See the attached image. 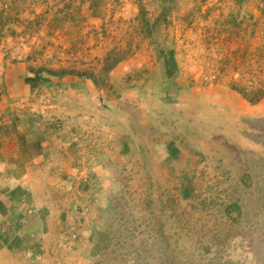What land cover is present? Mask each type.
Returning a JSON list of instances; mask_svg holds the SVG:
<instances>
[{
    "label": "rangeland",
    "instance_id": "rangeland-1",
    "mask_svg": "<svg viewBox=\"0 0 264 264\" xmlns=\"http://www.w3.org/2000/svg\"><path fill=\"white\" fill-rule=\"evenodd\" d=\"M0 264H264V0H0Z\"/></svg>",
    "mask_w": 264,
    "mask_h": 264
},
{
    "label": "trees",
    "instance_id": "trees-1",
    "mask_svg": "<svg viewBox=\"0 0 264 264\" xmlns=\"http://www.w3.org/2000/svg\"><path fill=\"white\" fill-rule=\"evenodd\" d=\"M27 80H29V79H27ZM257 101H258V99H256V100H250V99H249V103H250V104H255Z\"/></svg>",
    "mask_w": 264,
    "mask_h": 264
}]
</instances>
